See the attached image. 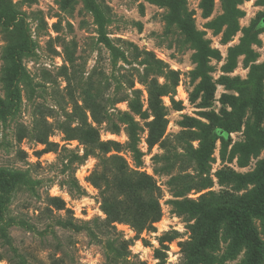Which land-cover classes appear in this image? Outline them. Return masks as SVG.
<instances>
[{
	"label": "rangeland",
	"instance_id": "1",
	"mask_svg": "<svg viewBox=\"0 0 264 264\" xmlns=\"http://www.w3.org/2000/svg\"><path fill=\"white\" fill-rule=\"evenodd\" d=\"M94 1L122 56L84 0H0V264H252L229 212L259 185L264 116L201 153L241 89L264 100V0Z\"/></svg>",
	"mask_w": 264,
	"mask_h": 264
},
{
	"label": "trees",
	"instance_id": "2",
	"mask_svg": "<svg viewBox=\"0 0 264 264\" xmlns=\"http://www.w3.org/2000/svg\"><path fill=\"white\" fill-rule=\"evenodd\" d=\"M88 9L94 15V18L99 26L100 29V41L112 52L113 56H122L119 51H117L110 43L108 38L104 33V25H105V18L103 16L102 11L100 10L99 6L95 3L94 0H84ZM183 29L185 30L186 34L190 39H193V33L189 29L188 25L185 23H180ZM29 44H27L28 46ZM27 47H21V51H26ZM16 57L14 56V59ZM20 65L18 61H15V69L14 74L16 77L22 76L19 71ZM245 89H241L239 91L240 99L239 101L232 107V112L229 118L225 121H222L218 124L217 129L215 132H212L209 141L206 140V147L204 148V152L202 151V156H209L213 149L214 143L218 138L226 139L229 135L233 132L239 130L242 118L244 116V112L246 108L251 107L255 116L259 119L264 116V100L262 98V90L261 87H256L254 92V96H247ZM12 98L16 100V90H12ZM163 93L160 91L157 92L155 89H151L149 92L150 96V103L151 108L154 111L156 119L159 120L162 116L160 114L159 108V96ZM1 109V107H0ZM2 110V109H1ZM137 112V110H135ZM258 125V124H257ZM131 127V136H134V126L130 125ZM255 135L258 142L264 149V131L259 129H255ZM132 147L135 159L139 160L140 154L135 148V138L132 137ZM116 159V158H114ZM118 160V159H116ZM121 169V168H120ZM16 177L18 175L11 174L10 172L0 171V189L3 193H8L13 184L17 182ZM259 185L256 188V191L252 194V196L248 197L246 200H242L241 206L235 207L229 212V216L231 218L230 229L235 235H238V242L245 244L247 246L252 264H258L261 260L263 255L262 244L257 238L253 227L250 225V216L255 215L261 218H264V161L259 169L258 173ZM216 215L222 216L219 213ZM219 219L218 217H215ZM159 255L160 252H157ZM255 259L256 262L254 261ZM250 263V262H249Z\"/></svg>",
	"mask_w": 264,
	"mask_h": 264
}]
</instances>
